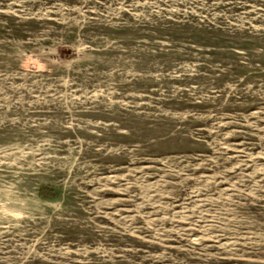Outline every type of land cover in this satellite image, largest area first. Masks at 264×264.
<instances>
[{"label": "rangeland", "instance_id": "obj_1", "mask_svg": "<svg viewBox=\"0 0 264 264\" xmlns=\"http://www.w3.org/2000/svg\"><path fill=\"white\" fill-rule=\"evenodd\" d=\"M0 264H264V0H0Z\"/></svg>", "mask_w": 264, "mask_h": 264}, {"label": "trees", "instance_id": "obj_2", "mask_svg": "<svg viewBox=\"0 0 264 264\" xmlns=\"http://www.w3.org/2000/svg\"><path fill=\"white\" fill-rule=\"evenodd\" d=\"M52 194V192H51V190H49V189H41L40 191H39V195L41 196V197H49V195H51Z\"/></svg>", "mask_w": 264, "mask_h": 264}]
</instances>
